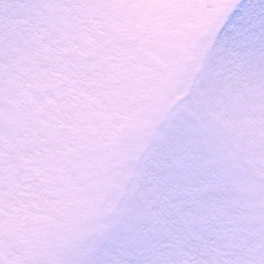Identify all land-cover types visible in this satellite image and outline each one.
Listing matches in <instances>:
<instances>
[{"label":"rangeland","instance_id":"374dc122","mask_svg":"<svg viewBox=\"0 0 264 264\" xmlns=\"http://www.w3.org/2000/svg\"><path fill=\"white\" fill-rule=\"evenodd\" d=\"M0 71V264H264V0H0Z\"/></svg>","mask_w":264,"mask_h":264},{"label":"trees","instance_id":"16d2710c","mask_svg":"<svg viewBox=\"0 0 264 264\" xmlns=\"http://www.w3.org/2000/svg\"><path fill=\"white\" fill-rule=\"evenodd\" d=\"M1 76H2V72L0 71V77ZM6 93H7V95H6ZM3 97H7V99H9L8 98L9 97V93H8L7 89L5 90V92L3 94ZM6 107H9V108L6 109ZM0 111H5L3 114L0 115V117H2V119H4V120H14L15 119V120H18V122L20 120H22V118L27 120V118H28V116L30 114V112H28L26 110H21V111L15 110L10 104L7 105L6 102L2 98H0ZM18 122H17V125H18ZM26 132L29 134L28 136H25V138H26V140L28 141L29 144L30 143L38 144V145H40L42 147V143H46L45 140L49 141L51 139L54 142H57V140H58V138H53V137L49 136V134H47L45 130H41V129L40 130H36V129L35 130H29V131H26ZM250 177H251V175H250ZM248 185H249L250 192L249 193H245V197L248 198L249 201H252L250 198L253 197L254 195H257V199H259L260 201L264 200V194L259 191V188H257V184L256 183L254 184L251 180L248 179ZM121 191H123V189H121ZM253 199H254V197H253ZM99 219L95 220L94 223H92V224L89 223L88 226L86 228H84V231L82 233L83 237L80 238V240H78V241L76 240L77 242L74 245L75 252L79 251V256H80V259L82 260V262H86V259H85L86 251H85V249H86L87 246L83 247L84 242L80 243V241H87V240L91 239V237H93V235L96 232V229L93 228V227L95 225H97L95 223L100 221ZM233 221H235V219H233ZM9 234H11V232L9 233L7 228L3 227V232H1L0 247L3 249L5 254L7 252H6V250H5V248L3 246H6L7 240L10 242L9 243V246H10L11 243L13 244V239H14V238H12V240L10 241L9 240V236H10ZM249 240H250V238H248V237H245L243 239H239L238 242H237V246H236L237 250L234 249L231 254L227 255L224 258L225 263H227V264H237V263H239V261H241L240 253H242V252H245V255H244L243 259H245V260L246 259L247 260L248 259H252L251 261H253L254 263H257L258 261H255L254 258H253V256H255L254 255L255 252L252 249V245H251V242H249ZM14 250L23 259H27L28 258L29 252H27L26 250H24V249H22V250L14 249ZM8 252H10L9 249H8ZM236 253L238 255H236ZM248 253L251 254V256L248 257ZM6 255L8 257H10L11 260L14 259V257L11 258L10 253L6 254ZM94 256H95V259H98L99 262L104 261L105 263H107V261H108L104 257V255L93 254V257ZM10 259H8V262L11 261ZM36 263L37 264H42L40 259ZM15 264H16V262H15Z\"/></svg>","mask_w":264,"mask_h":264}]
</instances>
